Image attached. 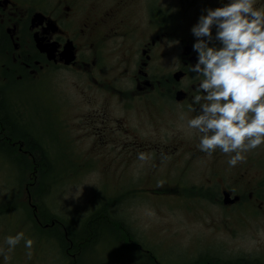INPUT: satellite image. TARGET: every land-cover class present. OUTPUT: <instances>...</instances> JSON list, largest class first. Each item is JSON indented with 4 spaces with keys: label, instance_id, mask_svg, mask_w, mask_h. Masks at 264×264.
I'll use <instances>...</instances> for the list:
<instances>
[{
    "label": "flooded vegetation",
    "instance_id": "obj_1",
    "mask_svg": "<svg viewBox=\"0 0 264 264\" xmlns=\"http://www.w3.org/2000/svg\"><path fill=\"white\" fill-rule=\"evenodd\" d=\"M227 2L0 0V179L4 177L9 164L18 160L15 158L17 156L30 157L33 166L40 163L41 134L51 136L57 128L56 108L52 110L45 101L53 105V97L61 98L57 94L60 86L76 76L81 78L87 88L104 91L107 86L110 94L118 93L122 97L118 102L132 119L137 117L136 112H128L137 102L151 109L160 102L164 105L160 108L162 113H175L187 125L188 119L198 114V111H189L188 107L199 84V79H194L195 73L190 71L198 56L193 51L196 38L191 28L202 14H206L205 9L222 7ZM261 6H264V0H256V7ZM214 43L219 46V42ZM174 59L177 61L173 63ZM36 95L39 106L34 109L33 102L27 101ZM92 102V98L86 100L88 106H92ZM94 104H101L100 108L94 112L86 111L84 123L81 121L72 126L67 122L62 123L67 125L63 128L64 133L82 131L80 139H87L88 134L102 144L103 147L96 149L93 146L84 151L87 160L83 164L87 165L89 160H101L102 153L95 152L99 150L131 151L130 158L124 159L130 163L133 159L136 161L138 154L143 151L160 164L169 160L181 163L183 166H173V169L177 170L174 176L183 179V182L188 173L204 165L205 173L196 178L200 180L190 179L192 184H184L183 189H188L193 198L199 199L193 191L195 189L209 198L210 203L217 208L214 212L223 217L219 220L229 232L233 225L243 228L252 221H263L264 225V145L249 152L246 163L230 167L229 157L219 150L209 157L198 149L199 134L195 130L184 133L166 130L159 126L165 123V117H160L154 124L151 114L150 118L144 119V124L149 128L145 127V132L138 130L133 133L135 126H128L126 117L119 119L114 114L110 100L95 99ZM192 106L199 109V105ZM44 115L49 117L50 126L48 131L40 133V120ZM34 120L37 121L36 129ZM170 125L174 126V121ZM155 134L160 140L153 138ZM77 137L68 138V144L77 143L80 140ZM16 165L19 164L13 162L12 167ZM8 176L12 180L10 175L4 179L7 180ZM36 180L32 178V181ZM7 181L3 184L8 189ZM38 181L27 182L20 201L24 207H17L19 195L10 199L7 189L2 187L0 248L7 249L5 241L8 236L24 231L37 235V231L50 230L51 226L57 224L52 222L50 226L41 221V186ZM21 208L26 219L21 222V226L10 228L11 217L15 220L12 215ZM103 234L101 225L92 237L81 238L78 248L72 238L66 237L60 245L55 240V257H64V264H79L85 254L92 253L91 248H99ZM29 251L32 253L31 258L27 255ZM11 253L22 264L37 262L34 247L27 249L24 241ZM230 254L225 247L224 256L211 258L214 264H264L240 258L233 261L227 258ZM4 260V256L0 255V264ZM141 262L149 264L146 257H142Z\"/></svg>",
    "mask_w": 264,
    "mask_h": 264
},
{
    "label": "rangeland",
    "instance_id": "obj_2",
    "mask_svg": "<svg viewBox=\"0 0 264 264\" xmlns=\"http://www.w3.org/2000/svg\"><path fill=\"white\" fill-rule=\"evenodd\" d=\"M85 85L79 76L73 77L60 86L57 94L61 98L53 97V105L45 101L52 110L56 108L57 128L53 130L55 133L51 138L54 142V137L58 134V142L52 143L47 138L43 141L44 144H39L51 149L48 152L45 147L47 154H44L42 162L40 161L37 166H33L34 162L30 157L24 158L13 154L18 160L12 161V165L9 164L4 177L0 179V195L3 196L2 187L6 188L3 183L8 180V189L6 188L8 197L11 199L19 195L16 202H20L27 182L35 183L39 178L38 184L42 187L39 191L41 219L45 221L46 214L51 211L54 217H50L54 218V221H62L61 224L66 222L71 226L77 248L81 238L90 236L80 234V230L84 227L82 224L90 223L97 213H102V206L108 207L109 214L114 219L123 223L126 221L124 229L121 230L120 227L116 228L115 222L107 214L109 222L101 238V245L99 248H91L92 253L85 254L79 264H145L141 262L142 257L151 258V255H155L157 261L162 264H214L211 256H224L225 247L231 252L230 256L226 255L228 259L232 258L235 261L240 258L264 263L263 221L260 223L252 221L243 228L233 225L229 232L219 220L223 217L214 212L217 208L210 203L209 198L201 195L198 190H193L201 200L200 203L199 199L191 196L188 189H183L184 184H192L190 179L194 180L205 173L204 165L188 173L183 182V179L179 180L174 176L177 170L173 169V166H183L181 163L177 164L169 160L160 164L148 155L144 161L140 159L134 161L132 158L130 163L124 160L130 158L131 151L128 150L95 151L98 154L102 153L101 160L96 162L89 160L87 165L83 164L87 160L84 151L92 149L93 146L96 149L103 147L102 144L98 143L97 138L88 134L87 139H80L82 131L64 133L63 128L67 125L62 123L67 122L71 126L81 121L84 123V117L87 116L85 112L90 110L94 112L102 104H94L95 99L110 100L114 114L119 119L126 117L128 126H135L133 133H137L138 130L145 132L144 128H149L144 124V119L151 114L154 116V124L160 120V117H165V123L163 125L160 123L159 126L165 127L166 130L192 132V129L183 124L175 113H162L160 108L164 105L160 102L156 103L157 106H152V109L137 102L128 112H136L137 117L132 119L130 114L126 115L122 104L118 102L122 98L118 93L110 94L107 86L101 91L97 88H87ZM37 97V95L34 98L30 97L31 99L27 101V103L33 102L34 109L39 106ZM88 98L93 99L92 106L87 105ZM48 118L47 115L41 118L40 133L48 131L50 126ZM171 121H174V126L170 125ZM33 122L36 129L37 121ZM77 135L76 139L80 140L68 144V137L71 140V137L75 138ZM153 138L160 140L156 134ZM81 153H84L82 154L84 159ZM5 161H9L7 157ZM13 162L19 164L14 166L15 169L12 167ZM17 169L21 170L16 171ZM6 175L12 176V180H9V176L5 180ZM32 178L37 180L34 182ZM146 188L153 194L145 190ZM99 196L101 199L104 198L103 203L99 201ZM119 200H121L120 204L116 202ZM21 203H18L17 207L25 206ZM16 211L18 213L12 215L15 220L11 217L9 221L10 228L14 225L21 226V222L26 219L23 208ZM64 231L65 229L62 233ZM76 231L80 232L75 233ZM37 232L38 234L35 233L37 235H31L24 231L25 238L34 241L36 264H64V257L56 258L54 254L55 240L58 243L60 241L57 236L53 232L51 236L49 230ZM220 243L223 244L221 250L218 247ZM9 253L7 255L9 258L4 260L3 264H22L11 252ZM119 258L120 262L117 263Z\"/></svg>",
    "mask_w": 264,
    "mask_h": 264
},
{
    "label": "clouds",
    "instance_id": "obj_3",
    "mask_svg": "<svg viewBox=\"0 0 264 264\" xmlns=\"http://www.w3.org/2000/svg\"><path fill=\"white\" fill-rule=\"evenodd\" d=\"M204 12L191 28L198 56L190 71L199 84L188 107L198 114L187 127L199 134L201 152L211 157L219 150L235 167L264 145V6L256 7V0H228ZM138 159L146 160L147 154L139 153ZM22 240L32 249L34 241L20 232L6 237L7 249L0 248V255L7 260L6 253ZM27 255L31 258V251Z\"/></svg>",
    "mask_w": 264,
    "mask_h": 264
},
{
    "label": "trees",
    "instance_id": "obj_4",
    "mask_svg": "<svg viewBox=\"0 0 264 264\" xmlns=\"http://www.w3.org/2000/svg\"><path fill=\"white\" fill-rule=\"evenodd\" d=\"M50 216L54 217V214H52V213L50 212ZM101 219H102L101 217L97 216V218L95 219V221L97 222V221H100ZM91 222H92V221H91ZM94 224H96V223H92V224H91V228L93 227ZM61 238H62V239H65V238H66V234H62V235H61Z\"/></svg>",
    "mask_w": 264,
    "mask_h": 264
}]
</instances>
